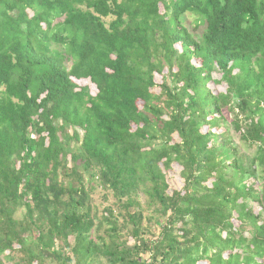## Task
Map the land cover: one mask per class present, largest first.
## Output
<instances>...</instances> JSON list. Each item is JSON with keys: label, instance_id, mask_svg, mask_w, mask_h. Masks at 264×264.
Masks as SVG:
<instances>
[{"label": "trees", "instance_id": "16d2710c", "mask_svg": "<svg viewBox=\"0 0 264 264\" xmlns=\"http://www.w3.org/2000/svg\"><path fill=\"white\" fill-rule=\"evenodd\" d=\"M0 264H264V0H0Z\"/></svg>", "mask_w": 264, "mask_h": 264}, {"label": "rangeland", "instance_id": "374dc122", "mask_svg": "<svg viewBox=\"0 0 264 264\" xmlns=\"http://www.w3.org/2000/svg\"><path fill=\"white\" fill-rule=\"evenodd\" d=\"M193 21H194V19H193L192 17L187 16L186 19H185V25L189 28V30H190L192 33L200 34V32H201L202 29H200V30H199V29L196 30V29H195V25L192 24ZM177 49H178L179 51L181 50V48H180L179 46H177ZM215 79L220 80V79H221V76H220V75H216V76H215ZM156 82H157V84H161V83H162V77L157 76ZM89 83H90L89 81H82V82H81V84H82L83 86H87V85L89 86V85H90ZM91 85H92V84H91ZM210 87H211L215 92H222V91H224V86H223V85L216 86V85H214L213 83H211V84H210ZM90 88H91V92H92V94H94V95L97 94V89H96L95 86L92 85ZM236 139H237V141H239V139H238L237 136H236ZM246 151H247V152H252V149H246ZM176 172L178 173V170H176ZM256 181H257L256 179L251 178L249 181H247V183H248L249 185H251L252 183L257 184ZM172 185H173V187H176V186H177V183H176L175 180L172 182ZM100 193H101V192H100ZM100 193H98V194L96 195V201H97V204H98L100 207H101L102 205L106 206V205L111 204L112 202H114V199L111 198V197L109 198V201H108V202H103V200H102V195H103V194H100Z\"/></svg>", "mask_w": 264, "mask_h": 264}]
</instances>
